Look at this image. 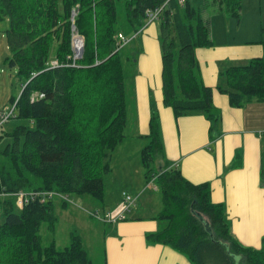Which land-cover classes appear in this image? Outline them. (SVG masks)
<instances>
[{
  "label": "trees",
  "instance_id": "obj_1",
  "mask_svg": "<svg viewBox=\"0 0 264 264\" xmlns=\"http://www.w3.org/2000/svg\"><path fill=\"white\" fill-rule=\"evenodd\" d=\"M209 5L214 13L237 20L242 16L243 0H205L201 5L126 0L125 9L128 26L138 35L149 22L148 10L162 6L164 104L176 117L204 113L214 137L220 114L196 56L198 47L214 45L204 17ZM118 18L116 0H0V31L12 51L7 60L24 79L13 113L29 121L13 131L15 144L0 151V193L54 190L103 197L104 175L112 170V154L127 124ZM76 34L85 42L80 58H75ZM259 43L264 48V39ZM220 77L217 88L228 94L232 107L264 102V54L229 66ZM149 126L141 159L146 180L155 178L161 192L162 207L154 218L165 226L148 233V243L169 245L193 264H264V237L259 248L240 242L224 204L212 200L210 183H194L169 163L158 110ZM261 181L264 185V162ZM11 204L0 224V264H93L77 231L64 248L42 242V223L55 231L53 200L31 198L19 210Z\"/></svg>",
  "mask_w": 264,
  "mask_h": 264
},
{
  "label": "crops",
  "instance_id": "obj_2",
  "mask_svg": "<svg viewBox=\"0 0 264 264\" xmlns=\"http://www.w3.org/2000/svg\"><path fill=\"white\" fill-rule=\"evenodd\" d=\"M249 2L243 0L240 20L214 13L212 5L204 11L214 45L198 47L196 56L205 83L213 87L214 104L220 114L214 137H210L211 122L204 113L176 117L172 107L164 104L159 19L149 21L137 38H133L129 26L127 33L122 30L131 39L125 47L135 46L126 55L128 62L134 64L129 72L128 87L125 83L128 129L124 130L126 137L121 143L128 138L127 144L142 142L138 149L142 148L149 139L152 112L158 110L169 163L180 168L194 183L209 182L212 200L224 204L234 235L243 244L259 248L264 237V185L261 181L264 137L260 135L264 131V102L232 107L228 94L217 88L222 71L264 54L263 45L259 43L264 39V30L260 37L251 38L257 26L255 15L248 14ZM262 5L264 20V0ZM123 170L130 174L127 167ZM142 189L143 184L137 192ZM122 202L114 205V209H119ZM137 207H132L123 219L104 220L105 264H193L187 255L169 245L148 243L147 234L165 226L162 220L154 218L161 208L147 214Z\"/></svg>",
  "mask_w": 264,
  "mask_h": 264
},
{
  "label": "rangeland",
  "instance_id": "obj_3",
  "mask_svg": "<svg viewBox=\"0 0 264 264\" xmlns=\"http://www.w3.org/2000/svg\"><path fill=\"white\" fill-rule=\"evenodd\" d=\"M116 1L119 16L118 25L121 30L127 33L129 27L125 9L126 0ZM249 1L248 14L251 17L255 15V26H257V31L251 38H258L261 36L262 29L264 30L262 0ZM200 2L201 0H192V3L196 5ZM212 6L214 7V5ZM246 20L247 15L244 17V22ZM138 35L134 33L133 38H137ZM128 39V42L120 47V54L125 62L124 79L127 87L129 72L134 63L133 61L128 62L126 55L130 49L135 46V44H130L125 47L131 40L130 38ZM11 56L12 51L8 45L6 33L0 31V151L4 150L9 145H14L15 141H17V138L13 134L15 128L29 124L27 119L18 118L16 114L13 113L15 107L14 101L21 93L24 79L19 78L17 66L11 65L7 60V58ZM129 116L131 117V115H128V117ZM129 121L131 120L129 119ZM127 129L128 126L125 131ZM127 139L125 142L123 141V144H118L116 147L117 149H114V151H116H113V157L111 158L112 170L104 175L105 188L102 198L90 194L76 193L69 195L70 200L63 199L61 195L53 197L52 200L57 216L55 231L50 230L46 222L42 223L40 233L44 244H50L52 241H55L59 248H64L71 242V233L77 231L82 237L84 246L93 264H105L104 226L106 222L94 216L93 213H98L100 217H104L108 211L115 210L114 205L123 200L126 195H130L133 198L136 197L137 201L135 206H138L136 209L140 208L147 214L153 213L154 211L156 212L159 207H162V195L157 182L146 180V167L141 159V150L148 144L149 139H147L143 147L139 149L138 147L142 142L127 144ZM23 141L24 135H21L19 139L20 145H22ZM138 150L140 152L136 153ZM154 163L153 166L157 169L156 164H160L161 159L156 160ZM125 167L129 169V175L124 172L123 169ZM137 180H139V182H137ZM142 184L143 189L137 192L139 186ZM8 201L12 202L10 208L13 210H19L21 208L17 204V197L15 194L0 193V224L5 221L6 217L4 212ZM129 213H127V215ZM162 223L165 222L162 221Z\"/></svg>",
  "mask_w": 264,
  "mask_h": 264
},
{
  "label": "built area",
  "instance_id": "obj_4",
  "mask_svg": "<svg viewBox=\"0 0 264 264\" xmlns=\"http://www.w3.org/2000/svg\"><path fill=\"white\" fill-rule=\"evenodd\" d=\"M181 3L184 2V0H179ZM162 9L161 7H156L155 9L148 10L149 13V20H154L158 18L159 13ZM118 39L126 43L129 39L126 37V35L122 32L118 34ZM260 135L264 137V131L260 132ZM155 181V178L150 179V182ZM17 197V204L20 207H23V205L28 202L31 198L38 197L41 202H46L48 200H52L54 196L61 195L63 199H69V195L62 194L58 191H31V192H25V191H19L15 194ZM66 201V200H64ZM136 198L131 197L130 195H126L123 199L122 205L117 210H110L108 211L104 217H100L98 213H93L94 216L101 218L102 220H108V221H117L120 219H123L127 216V213H129L132 210V207L135 206Z\"/></svg>",
  "mask_w": 264,
  "mask_h": 264
},
{
  "label": "water",
  "instance_id": "obj_5",
  "mask_svg": "<svg viewBox=\"0 0 264 264\" xmlns=\"http://www.w3.org/2000/svg\"><path fill=\"white\" fill-rule=\"evenodd\" d=\"M74 29H75V26H74ZM84 45H85V42H84L83 36L75 35L73 37V46H74V50H75V58L82 57V55L84 53Z\"/></svg>",
  "mask_w": 264,
  "mask_h": 264
},
{
  "label": "bare ground",
  "instance_id": "obj_6",
  "mask_svg": "<svg viewBox=\"0 0 264 264\" xmlns=\"http://www.w3.org/2000/svg\"><path fill=\"white\" fill-rule=\"evenodd\" d=\"M159 15H160V13H159ZM158 18H159V16H158ZM157 19V18H156ZM78 38V37H77ZM128 42V41H127ZM126 42V43H127ZM123 44H125L123 41H121V40H119V42H118V47L120 48ZM26 192V191H25ZM31 192V191H30Z\"/></svg>",
  "mask_w": 264,
  "mask_h": 264
}]
</instances>
